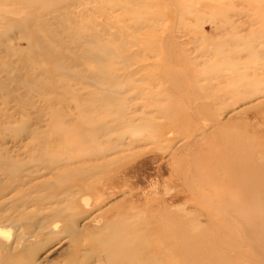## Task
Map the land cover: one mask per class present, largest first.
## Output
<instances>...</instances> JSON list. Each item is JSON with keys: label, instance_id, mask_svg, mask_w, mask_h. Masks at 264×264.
Instances as JSON below:
<instances>
[{"label": "rangeland", "instance_id": "1", "mask_svg": "<svg viewBox=\"0 0 264 264\" xmlns=\"http://www.w3.org/2000/svg\"><path fill=\"white\" fill-rule=\"evenodd\" d=\"M57 1L0 0V66L4 68L0 81L5 82L0 83V161L16 162L23 156L19 152L26 148L28 130L46 122L47 101L42 91L33 88L45 85L61 89L67 84L59 76H52L58 83L50 77L49 64L32 51L34 37L44 32L48 39L57 38L48 33L50 25L75 31L78 23L66 27L70 21L67 16L72 14L88 24L81 20L83 28L90 27L91 20L110 23L111 31L124 27L128 36L138 40L126 45L128 52H137V59L147 64L122 80L140 84L142 90L138 95L132 91L128 97L124 95L125 102L133 98L127 105L139 113L143 109L149 116L157 114L153 111L159 106L163 117H157V122L173 127L161 138L154 135L149 142L118 153L122 158L114 165L117 187L105 192V180L98 175L83 181L82 189L73 185V200L81 206L74 205L69 211L80 213V225L88 221L79 235L80 246H76L81 247V259L89 258L92 264H131V260L143 259L148 264H264V215L235 210L224 213L221 203L227 197L222 184L212 178L221 167L218 161L209 160L210 155L216 158L228 148L224 134L227 139H244L264 152V96H259L264 92V0H86L77 8L71 7L72 12L60 9L62 13L47 14L50 18L44 20L42 30L33 28L34 23L40 25L41 12L63 6ZM82 12L85 16L78 15ZM32 77L39 79L32 82ZM256 81H260L261 94L250 97L253 89L246 84ZM69 83L85 84L79 79ZM219 89L228 92L220 100L205 96L221 94ZM156 92L162 96L154 98ZM23 96L29 99L27 104L21 101ZM68 105L74 107L73 102ZM25 106L26 129L21 112ZM8 119L11 130L3 128ZM9 173L0 167V203L7 200L0 206V216L10 215L0 222L4 230L0 237L3 241L14 239L21 230L20 236L29 247L23 251L27 256L10 254L0 264H72L71 250L75 249L66 230L73 223L68 221L55 230L47 199L41 205L29 200L46 189L20 194L26 187L9 183ZM36 176L35 181L40 179ZM219 179L225 180L223 173ZM118 200L116 208L127 209L136 217L131 221L144 224L154 219L153 223L136 229L129 228L134 225L126 230L118 227L127 237H119V231L98 230L100 224L94 217L106 204ZM15 205L21 211L14 210ZM164 208L176 212L175 216L159 220ZM246 220H255V224L248 227ZM65 237L67 241L62 243ZM97 239L104 241L103 247L96 248ZM122 247H127V252L118 258L106 255Z\"/></svg>", "mask_w": 264, "mask_h": 264}, {"label": "bare ground", "instance_id": "2", "mask_svg": "<svg viewBox=\"0 0 264 264\" xmlns=\"http://www.w3.org/2000/svg\"><path fill=\"white\" fill-rule=\"evenodd\" d=\"M86 2V0H58L57 4L63 6L52 9L49 12H41V19L38 22L40 25L34 23L33 28L42 30V27H45L46 24L44 20L50 18L46 16L47 14L62 13L60 9L72 12L71 7L77 8ZM78 15H83V12L81 14L78 13ZM44 16L46 17L42 18ZM67 17L70 21H68L69 24L66 27L73 28L75 26L74 23H78L79 26H77L75 31L57 30L50 25L48 26V33L53 32V35L57 36V38L48 39L47 35H43L44 32H42L43 34H37L34 37L35 40H32L30 44L34 54L36 53L38 57L44 58L49 64L47 71L50 77L56 80L52 76H59L67 84L61 89L48 88L45 85L33 88L34 90L42 91L44 94L43 98L47 101L48 116L45 118L46 122L38 123L28 130L26 148L19 152L23 156L17 158L16 162L0 161V167L2 166L4 170L10 172L9 183H16V187L21 189L26 187L27 191L21 190L20 194L36 193V191L40 192L46 189V192L34 194V197H29V200L32 198L36 204L41 205L45 204L44 200L47 199L46 206L48 211L54 214L53 227L56 228L55 230L60 229L61 225L68 221L73 223V227L71 226V228L66 230L69 231L66 237H68L67 239L71 241L75 249L71 250L72 264H92V262H89V258L81 259L79 252L81 247H78V249L76 247L80 246L79 235H81V229L87 225L88 221L80 225L78 221L80 213L78 211H69L74 205H80L73 200V194H76L72 189L73 185L82 189L81 183L83 181L98 175L105 180L103 182L105 192L107 189L111 190L117 187L116 184L119 183V178L115 173L114 165L122 158L120 157L122 155L118 153L137 148L143 141L149 142L150 140L148 139L154 135L161 138L173 126L157 122V117H163L159 106H156L153 111L155 113L157 110V114L151 115V112H149L150 116L148 114L146 116L143 109L139 113V111L137 112L138 109H132L134 106L131 108L127 105L129 104L128 101L133 98H127V102H125V96L128 97L131 91L135 95L142 93L139 88L140 84H129V81L128 85L122 81L125 75L139 73L147 66L146 63L137 59V52H128L127 50L129 46L126 47V45H130L132 41L135 43L132 42L131 44H136L137 38L132 35L128 36L124 32L123 26L122 29L119 28L117 30H114L116 27H113L114 31H111L112 25L110 23L100 21L99 23L91 20V26L87 27L88 24L81 19L82 23L87 24V26L83 24L85 26L83 28L80 23L81 20L77 16L72 14ZM135 26L137 25L135 24L133 27ZM139 41L141 40L139 39ZM84 63H89V67H84ZM134 64L137 67L131 69L130 67L134 66ZM3 70L4 68L0 66V73ZM5 79L11 81L10 77H5ZM38 79L32 77V82L38 81ZM71 79H79L85 84L77 86L69 83ZM259 82L246 84L253 89V91L250 90L252 91L250 97H255L258 93L261 94L259 92V88H261ZM0 83L5 82L0 81ZM55 83H58V81L56 80ZM209 85L211 86V84ZM219 90H221V94L213 92L207 93L205 96L212 101L220 100L228 92H224L223 89ZM199 91L202 92V90ZM262 93L259 96L263 97L264 92ZM153 94L154 98L162 96V93L159 92ZM21 101L27 104L29 99L23 96ZM70 102H73L74 107L68 105ZM58 103L63 105L58 106ZM144 106L147 107V105ZM21 112L22 123L26 129L28 125L26 106L22 107ZM164 118L166 117L164 116ZM9 121L8 119L3 123L5 130H11L13 127L9 124ZM216 124L218 125V123ZM227 136V134H224L223 139L228 142V148L225 147L223 152L216 158L212 155L209 157L210 161L212 159L218 161L221 167L220 170L214 171L212 178L222 184L223 194L227 197L221 203L222 211L226 213L225 210H228L229 214L230 211L235 210L242 211L241 213H260L264 215V152L253 147V145L250 146L248 141L244 139L242 141L246 142H242L239 139L234 140L230 136L227 139ZM209 154L207 153V155ZM24 155H26V158ZM221 173L224 174L225 180L223 181L219 179ZM34 175H37L36 177L40 179L37 181L33 180ZM6 202L7 200H4L0 203V206ZM220 202H222V198ZM118 204L119 200L106 204L101 212H98V216L94 217L95 222L100 224L98 230L113 233L119 231L118 227L126 230L129 225H134L129 228L136 229L135 226L145 224V226H148L153 223L154 219H149L144 224L131 221L134 216L132 218L127 209L116 208ZM18 206H13V209L21 211ZM163 211L164 213H161L159 218L162 221L168 217L175 216L176 213L168 210V208H164ZM99 216H109L111 219L102 220ZM8 219H10L9 214L0 216V222ZM190 223L192 224V222ZM253 224H255V220H246V226L248 225L249 227ZM0 233H4L2 227H0ZM20 234L21 230L15 234L16 237L18 236L17 238L14 236V239L11 238L7 241H3L0 237L2 248L0 250V262H5L9 259L10 254H24L27 256L26 252L23 251L29 247V244L25 243L24 236H20ZM66 237L62 243L67 241ZM119 237H127V234L121 233ZM98 242V245L95 244L96 248L104 246V241L100 242L98 240ZM124 252H127V247H122L116 251L111 250L106 255L108 258L111 256H113L112 258H118V255ZM130 262L131 264H148L146 259L140 261L131 260Z\"/></svg>", "mask_w": 264, "mask_h": 264}]
</instances>
